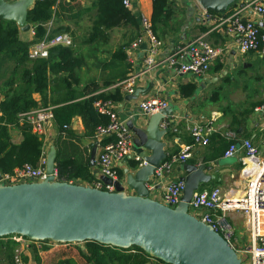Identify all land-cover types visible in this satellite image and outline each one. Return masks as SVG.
I'll list each match as a JSON object with an SVG mask.
<instances>
[{
	"label": "crops",
	"instance_id": "crops-1",
	"mask_svg": "<svg viewBox=\"0 0 264 264\" xmlns=\"http://www.w3.org/2000/svg\"><path fill=\"white\" fill-rule=\"evenodd\" d=\"M35 1L33 0V4ZM168 2L172 16L166 24L158 25L156 31H153L161 42L159 57L171 54L178 45L189 44L203 36L209 45L223 50L203 75L181 74L163 65L145 70L142 51L146 45H142L137 52L128 49L130 43L141 32L140 17L145 16L151 20L152 0H130L128 8H124L122 0H55L51 18L47 21L52 26L50 34L68 35L74 55L83 61L82 67L75 71L77 84L67 73L58 74H65L62 79L67 91L65 97L70 98L73 95L80 100L92 94L101 92L112 94L118 90L121 99L108 101L109 108L124 124L136 118V126L144 125L147 116L138 108L141 101L152 97L166 100L167 107L171 109V115L166 119L167 134L163 139L168 157L193 144L190 126L195 123H212L207 144L194 145L191 157L184 163L206 165L205 173L210 176V180L200 186V189L219 186L225 193L232 191L231 196L234 197L235 194H242L246 185V180L240 172L244 154L238 151L231 158L223 157L230 143L225 134L232 132L238 140L249 139L260 151L264 149L262 142L264 115L254 112L255 107L264 104V54L241 53L236 46V35L226 33L223 19L228 15L238 14L242 20L254 22L264 32V22L254 11V4L264 5V0L252 5L249 4L250 0H236L235 5L228 8L225 14L203 10L196 0ZM47 22L43 25L46 26ZM18 37L20 42L31 46L34 43L32 26L28 32L19 30ZM27 66L30 67L31 63ZM50 75L58 76L56 74L48 76ZM130 76L136 77L131 94L123 87L116 86ZM6 79L0 84L1 93L5 90ZM65 80H68L69 85L65 84ZM186 85L193 86L194 89L189 95L180 92L181 87ZM49 95L50 86L45 101H42L39 94H34L33 98L38 107L43 105L55 107L58 101L65 98L53 101ZM68 126L66 131H62L55 122L47 125L44 135L40 137L43 141V150L47 154L53 146L57 158L87 163L93 181L100 180L102 175L96 165V159L101 152L100 145L108 143L110 139L103 138L99 144L93 136H87L83 122L78 116L73 117ZM10 137L14 144H19L22 140L20 132L16 129L10 130ZM92 150L95 152L93 166L89 160ZM135 153L138 154L139 151L134 147L132 157ZM133 164L131 158L118 163L116 170L122 173L121 177H118L119 181L125 179L124 171L132 169ZM180 165L178 163L172 166L170 172L163 177L161 187L150 191V198L159 201L165 185L180 179L183 175L178 171ZM86 184L79 183L84 186H87ZM240 187L242 191H236ZM126 192L131 193L128 189ZM241 216L236 212L228 213V218L232 221ZM242 218L244 219L243 216ZM50 243L34 242L33 246L36 249L34 252L31 248L32 242L29 240L22 239L17 242L23 263L59 264L70 259L74 264H85L75 257L64 259L60 249L51 247L55 244ZM62 258L63 260H60ZM147 264H156V261L151 259Z\"/></svg>",
	"mask_w": 264,
	"mask_h": 264
},
{
	"label": "water",
	"instance_id": "water-1",
	"mask_svg": "<svg viewBox=\"0 0 264 264\" xmlns=\"http://www.w3.org/2000/svg\"><path fill=\"white\" fill-rule=\"evenodd\" d=\"M196 2L203 10L225 14L236 0ZM32 5L33 0H0V20L13 21L21 32H28L31 25L27 12ZM170 115L167 107L147 115L142 126L135 125L136 118L125 123L133 134V146L139 151V163L145 164L139 167L134 162L132 169L124 171L123 181L101 176L104 184L114 186L113 192L56 180V149L50 147L45 180L0 185V238L18 235L31 242L93 241L119 249L137 247L164 264H241L226 241L188 211L193 193L210 180L205 164L182 163L178 167L184 186L175 207L150 198L146 184L151 183L154 169L168 159L163 141L167 130L161 128V123ZM94 156L92 150L91 166ZM160 187L159 184L153 189Z\"/></svg>",
	"mask_w": 264,
	"mask_h": 264
},
{
	"label": "built area",
	"instance_id": "built-area-1",
	"mask_svg": "<svg viewBox=\"0 0 264 264\" xmlns=\"http://www.w3.org/2000/svg\"><path fill=\"white\" fill-rule=\"evenodd\" d=\"M259 1L261 0H250L249 4L252 5ZM122 4L124 8H128L130 0H122ZM254 11L264 22V5L254 4ZM223 22L226 25V33L236 35V46L241 53L257 52L261 55L264 54V32L254 22L242 20L238 14L226 16ZM140 24L141 32L130 43L128 49L137 52L141 49L142 45H146L142 51L145 70L163 65L167 68H173L181 74L200 76L210 69L213 62L223 51L221 48L209 45L203 36H201L189 44L176 46L171 54L160 58L159 50L161 42L153 32L151 20L145 16H141ZM51 27V23L47 22L44 37L29 47L27 51V58L29 60L47 58L48 52L53 46H72L70 37L65 34L54 35L49 39ZM135 78V76H130L116 86L123 87L131 94ZM109 104L108 101H96L93 104L97 112L105 114L109 119L107 125L96 128L93 138L99 144H101L103 138L110 139L108 143L100 145L101 152L96 159V165L102 176L111 181H119L116 170L118 163L125 162L128 158H131L134 162H138L139 167L145 163H139L141 161L136 153L132 157V152H134L133 135L125 124L118 119L116 114L110 110ZM167 106L166 100L152 97L141 101L138 108L143 115H151L164 110ZM53 111L54 106L36 107L19 114V123L28 124L31 132L40 138L45 133V127L55 122ZM254 112L264 115V104L255 107ZM68 127V125H64L61 130L66 131ZM166 127V121L161 123V128L166 129ZM211 131L212 123H195L190 126L189 132L193 144L183 147L177 154L169 156L159 167L154 169L153 175L150 177L151 183L146 184L148 190L151 191L156 185H161L163 177L170 172L174 164H182L189 159L194 145H206ZM225 135L230 143L223 157L231 158L238 151H242L244 154L243 167L240 172L246 180V185L240 196L242 200L238 201L239 197H232V191L223 192L219 186L210 189L199 188L192 195L189 209L191 208L196 212V215H193L199 221L209 225L218 233L236 252L238 257L239 254H246L250 258L249 264H264V149L260 151L249 139L238 140L232 132H227ZM262 142L264 144V139ZM45 164L46 151L42 150L37 166L25 164L22 167L13 169L11 173H0V185H14L30 182V180L41 182L47 178ZM53 176L58 180L56 167ZM87 186L107 192L114 191L112 184H104L100 180L92 181ZM183 186L184 182L180 179L167 183L163 188L159 202L171 208L175 207L182 196ZM229 212L240 213L246 220L250 242L246 250L240 248L237 240L234 239V229L227 220ZM12 239L17 243L24 238L14 237ZM3 262L7 264H24L20 249L15 247L11 260H4L0 264H4Z\"/></svg>",
	"mask_w": 264,
	"mask_h": 264
},
{
	"label": "trees",
	"instance_id": "trees-1",
	"mask_svg": "<svg viewBox=\"0 0 264 264\" xmlns=\"http://www.w3.org/2000/svg\"><path fill=\"white\" fill-rule=\"evenodd\" d=\"M55 0H36L27 12V22L34 31V43L41 40L46 32L43 25L52 15V7ZM172 16L168 0H152V27L156 31L158 25L166 24ZM19 29L13 21L0 20V66L6 61L12 62V72L19 71L15 79L12 76L4 82V91L0 95V173H11L13 169L25 164L37 166L43 150V141L31 132L28 124H20L18 115L38 107L33 95L39 94L42 101L46 100V92L49 88V74L67 73L68 77L77 84L75 71L82 67L81 58L74 55L70 47L53 46L45 59L29 60L27 51L30 44L22 43L18 37ZM54 36V35H53ZM52 33L49 39L52 37ZM33 43V44H34ZM5 60V61H4ZM28 62L31 66L28 67ZM69 85L68 80L64 81ZM107 85V84H106ZM194 91L193 86H183L181 94L189 95ZM121 99L119 91L114 93H98L77 100L73 95L58 101L54 107V119L56 125L62 129L68 125L75 116L81 118L87 136H94L97 127L108 124V117L95 110L96 101H118ZM44 106V105H43ZM20 132L22 140L19 144L11 141L10 130ZM107 142V141H106ZM105 143V142H103ZM59 181L89 185L93 180L87 163H80L74 159L55 160ZM134 165V164H133ZM118 177L122 173L117 172ZM80 181V182H79ZM20 237L10 235L0 238V262L11 260L13 250L17 243L12 239ZM26 239L25 237H22ZM7 239L6 242H2ZM27 240V239H26ZM31 242V241H30ZM49 242V241H43ZM32 242V251L36 252ZM69 245V244H66ZM8 252V253H7ZM78 255L85 264H147L151 258L137 247L119 249L112 246L102 245L93 241L85 242V252L79 250ZM153 260V259H152ZM156 264H164L155 260ZM59 264H74L70 259L61 261Z\"/></svg>",
	"mask_w": 264,
	"mask_h": 264
},
{
	"label": "rangeland",
	"instance_id": "rangeland-1",
	"mask_svg": "<svg viewBox=\"0 0 264 264\" xmlns=\"http://www.w3.org/2000/svg\"><path fill=\"white\" fill-rule=\"evenodd\" d=\"M28 63H31V62H28ZM12 66H13V63L9 62V61H6L4 64H2L0 66V84L3 82L4 79L9 78L10 76H12L15 79L19 76L18 70L14 73L12 72ZM64 76H65V74L64 75L61 74L58 76H52V75L48 76V78L50 79L49 80V86H50V95L49 96H50V99L53 101H58V100L62 99L63 97H65L67 94V91H66L64 84L62 82V79H64ZM72 83L73 82L71 81L70 84L72 85ZM0 91H1V89H0ZM0 94H1V92H0ZM45 106H47V105H45ZM236 191L241 192L242 187L236 189ZM188 211L190 214L196 215V212L193 211L191 208ZM227 220L232 225V227L234 229V239L237 240L238 246L240 248H242L243 250H246L250 245L249 231H248V226H247L246 220L243 219L242 216L239 217L238 219H236L235 221H232L229 218H227ZM6 240L7 239H4L2 242H6ZM50 244H52V243H50ZM51 247H58L60 249V254H62V256H64V259L75 257V259H78L79 262L82 261V259L78 255L79 250H81V251L84 250V252H85V242H83V243H72L69 245L55 244ZM238 258L241 260L242 264H249V261H250L249 255L239 254ZM60 260H63V258Z\"/></svg>",
	"mask_w": 264,
	"mask_h": 264
},
{
	"label": "bare ground",
	"instance_id": "bare-ground-1",
	"mask_svg": "<svg viewBox=\"0 0 264 264\" xmlns=\"http://www.w3.org/2000/svg\"><path fill=\"white\" fill-rule=\"evenodd\" d=\"M241 196V194H235V198H237V197H240Z\"/></svg>",
	"mask_w": 264,
	"mask_h": 264
}]
</instances>
